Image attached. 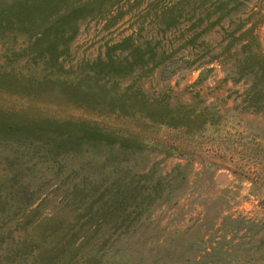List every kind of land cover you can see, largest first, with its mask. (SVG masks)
<instances>
[{"label":"rangeland","instance_id":"obj_1","mask_svg":"<svg viewBox=\"0 0 264 264\" xmlns=\"http://www.w3.org/2000/svg\"><path fill=\"white\" fill-rule=\"evenodd\" d=\"M69 1L61 12L84 13L73 31L65 27L69 38L56 51L35 44L38 35L11 31L0 38V121L39 133L26 145L0 143V184L21 171L16 180L26 191L14 197L28 199L25 210L0 217L3 252L22 237L26 214L29 228L59 214L64 190L75 183L104 177L108 185L120 176L144 183L155 172L174 191L167 201L153 199L131 226L106 228L114 232L110 256L119 247L124 264H197L222 248L237 252L230 264H264V108L247 107L251 79L240 72L248 46L264 56V0H238L236 7L218 0L226 2L220 11L201 0L171 10L175 0ZM173 11L179 16L169 26L163 16ZM127 39L150 41L163 58L122 78L98 74L109 57L122 59L120 49H109ZM157 104L191 109L204 126L173 128L153 110ZM104 131L113 136L106 140ZM42 135L79 145L44 158ZM123 138L146 147L112 153Z\"/></svg>","mask_w":264,"mask_h":264},{"label":"trees","instance_id":"obj_2","mask_svg":"<svg viewBox=\"0 0 264 264\" xmlns=\"http://www.w3.org/2000/svg\"><path fill=\"white\" fill-rule=\"evenodd\" d=\"M184 1L186 0H175L169 10ZM233 1L235 4L232 7H236L238 0H230V2ZM70 2L69 0H0V38L11 31L25 32L30 36L38 35L35 44L41 45L42 49L45 46L47 50L56 51L58 45L69 38L64 33L65 27L70 26L73 31L75 20L84 13L82 7L74 11L61 12L62 8L72 3ZM206 3L215 6L218 11L226 6L224 1H200L201 5ZM232 7L226 8L216 20L223 19L225 14L232 11ZM178 16L179 14L173 11L163 16V21L173 26ZM127 40L109 49V52H114V48L120 49V53H125L122 59L115 61L109 57L108 62L99 68L98 74L103 71L105 76L122 78L133 71L144 72L156 66L163 58L159 56L155 44L150 41L134 43ZM247 52L249 54L244 57L240 66L241 75H247L251 79V89L247 92L245 101H248V108L259 110L264 108V56L260 55L261 58H258L249 46ZM153 110L160 115L161 121H166L167 125L173 128L185 127L190 131L202 129L204 126L201 115L191 109L175 111L168 104H157ZM104 133L106 140L113 136L111 133L105 131ZM32 134L39 133L28 127L27 123L0 121V143L11 146L26 145ZM52 134L61 136L57 133ZM95 135L90 133L89 140H94ZM60 136L47 135L43 139L42 135L43 144L39 146L38 152L44 151L42 154L44 158L54 159L64 146L65 148L74 147L77 144L75 147H78L77 142L67 143ZM143 147L146 145L139 140L123 138L120 140L119 148L111 152L126 155L130 148ZM107 161L108 159L104 162ZM112 167L114 170L120 168L118 164ZM59 171L61 170H57L56 173ZM18 173L20 175L21 171ZM17 174L14 175V181L12 180L11 183L5 181L0 184L1 187H5L6 193V197L0 198V217L14 214L17 210L23 211L28 206V199L14 197L26 191V184L17 181ZM74 174V172L67 174L65 179H72ZM103 179L104 177L102 180L100 177L97 180H91L87 177L84 183L72 185L70 192L64 190L65 200L62 202L60 213L44 218L38 222L39 224H34L30 228L26 225L31 214H26L25 222L21 227L22 237L9 247L8 252H3L0 244V264H7L9 259L13 264H124L125 259L122 254H119V247L116 251L117 257L110 256V248L115 244L114 232L106 234V228L131 226L149 208L153 199L163 198L167 201L168 196L174 191V186L173 182L166 181L160 174L155 175V172L146 176L144 183H141V179L138 178L127 180L120 176L110 184L104 185ZM68 194H70L69 197ZM96 224L97 229L93 228ZM236 246L234 245L233 248ZM215 250L197 264H230L237 255L235 251L231 252L222 248ZM261 257L263 258L264 254H261Z\"/></svg>","mask_w":264,"mask_h":264}]
</instances>
